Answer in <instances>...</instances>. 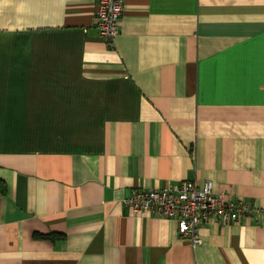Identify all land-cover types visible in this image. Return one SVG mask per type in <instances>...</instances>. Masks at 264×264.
Masks as SVG:
<instances>
[{"label": "crops", "instance_id": "0c3cea01", "mask_svg": "<svg viewBox=\"0 0 264 264\" xmlns=\"http://www.w3.org/2000/svg\"><path fill=\"white\" fill-rule=\"evenodd\" d=\"M0 0V264H264V0ZM210 180L254 219L178 224L135 189Z\"/></svg>", "mask_w": 264, "mask_h": 264}, {"label": "built area", "instance_id": "2783aa9c", "mask_svg": "<svg viewBox=\"0 0 264 264\" xmlns=\"http://www.w3.org/2000/svg\"><path fill=\"white\" fill-rule=\"evenodd\" d=\"M125 0H96L95 22L101 38L110 46L119 35ZM136 214L148 212L178 224L182 239L196 248L204 244L200 230L209 225L226 226L243 219H254L260 208L247 199H234L213 190L210 180L199 184L187 180L165 189H135L122 200Z\"/></svg>", "mask_w": 264, "mask_h": 264}]
</instances>
